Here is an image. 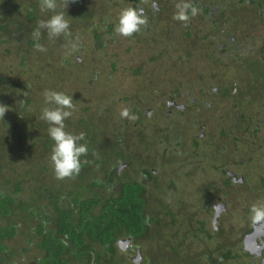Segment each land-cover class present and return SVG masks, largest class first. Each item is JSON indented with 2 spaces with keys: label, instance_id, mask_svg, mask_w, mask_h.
<instances>
[{
  "label": "trees",
  "instance_id": "obj_1",
  "mask_svg": "<svg viewBox=\"0 0 264 264\" xmlns=\"http://www.w3.org/2000/svg\"><path fill=\"white\" fill-rule=\"evenodd\" d=\"M127 1L132 3L130 7L136 9L144 21L150 15V21L156 25L147 27V30H152L151 35L157 31L158 24L165 21L168 33L178 26L182 27V33L185 32L184 39L189 42L188 45L187 42L184 43L187 50L191 45L196 47V31L189 32V26L185 22L182 25L168 17L165 18L167 10L160 6V3H155L156 0L153 2L123 0L122 2L126 4ZM39 3L40 0H0V45L14 44L5 48V53L10 56L19 55L20 64L25 62L30 50H36L40 60H44V57L51 60V53L56 50L61 52L72 45L81 27L92 29L94 40L97 41L99 35L97 30L92 28L94 24L96 27L95 20L99 18L100 13L108 11V5L113 3V8L118 2L117 0H56V11L65 12V18L69 22L68 34L49 37L47 31L40 28V36L37 40L33 37V31L39 28L37 21L47 19L52 14L51 10L41 11ZM150 3L154 6L149 7ZM99 4L100 9L96 7ZM237 4L244 7L241 12L242 17H246L251 12L255 19L261 18L259 16L264 7V0H237ZM230 11L233 15L238 13V10ZM188 17H191L190 13ZM144 24L145 22L137 31L124 37L131 42L139 33H144ZM112 26L113 24H110L107 28L111 29ZM169 38L168 36L167 40ZM37 42L47 52L44 57L42 51L36 48ZM259 51L264 52V47ZM181 53L178 59L182 58ZM165 55L166 53L163 52L150 56L147 65L161 62V58ZM184 60L189 61L187 58ZM63 62L68 68L70 63H78L71 58L64 59ZM256 65L262 67L264 64L259 62ZM238 66L242 69L240 64ZM139 69L134 70L135 73H138ZM211 71L213 70H207L208 74L198 75L199 80L201 82L206 78L207 81L213 80L216 74ZM55 73L59 76L54 75V72L49 73L51 76L47 82L50 89L52 83L54 84L52 90L59 88L58 82L67 78L64 77L65 71L55 70ZM184 78L186 80L177 82V88H174L177 93L190 92L191 82L186 74ZM3 79L5 77L0 75V85L4 82ZM41 89L43 90V87ZM175 96L179 97L178 94ZM130 98L131 96H127L124 99L127 102ZM92 99H95L94 96ZM173 99L168 98V100ZM95 101L98 102L97 99ZM134 103L136 102L132 105L136 107L131 110L137 116L136 123L140 124L141 116L145 115ZM32 104L30 98L23 100L21 109L6 114L1 122L2 127L9 131V135L0 137V264H17L16 259L20 257H23L22 264L238 263L237 250L242 234L235 238L228 225L225 227L220 224L215 229L211 225L207 226L208 223L203 220H199L197 216L204 209L202 201L196 198V202H199L196 211L190 210L193 206L184 202L180 194L181 187L176 180L171 179L167 185H163L159 180L157 185V178L162 179L166 165L164 151L157 155L153 154L151 161L146 160L140 164L134 175L142 181L134 179L136 177L128 179L116 174L117 169H115L117 160L128 165L132 163L125 158L123 149H120L121 146L126 147V137H123V134L113 135L111 141L105 140L103 144L98 145L95 133L98 129L92 127L91 134L85 135L83 140L78 141L87 146L86 153L79 158L80 171L71 176L57 178L50 161L53 141L47 134L48 124L40 119L39 112L35 113L37 114L35 122L39 124L36 126L32 119L35 117ZM84 110L88 112L89 107L86 106ZM183 113L178 111L179 117H183ZM165 116L167 117V114ZM174 122L175 125L170 122L173 125L168 128L169 132H166L164 140L170 142L167 137H171L174 141L170 145L174 144L173 147H178L177 152L180 154L188 152L184 150L187 146L199 147V143L193 138L192 144H188L184 137L185 131L183 129L177 131L178 120ZM76 123L87 124L82 118L77 119ZM65 124L68 125L69 121H65ZM120 124H123L121 120ZM29 128H38L40 135L30 146H25L22 145V141ZM29 140L33 139L29 138ZM27 150H29L28 156ZM11 154L15 155L16 160L11 163L3 162L7 159L5 155ZM24 154L26 156H23ZM5 165L8 166L7 170L10 174L4 173ZM10 165H17L21 169L20 174ZM189 174L190 170L187 177ZM164 187L167 190H164ZM171 190L175 191L176 195L170 196L168 200L166 192ZM200 196L202 197L201 194ZM232 200L230 199V202ZM250 206L249 202L242 207L248 216H250ZM118 240H128L126 250L118 248ZM143 242L148 244L144 248L141 246ZM137 251L140 252L141 262L133 263L127 253L133 254Z\"/></svg>",
  "mask_w": 264,
  "mask_h": 264
},
{
  "label": "rangeland",
  "instance_id": "obj_2",
  "mask_svg": "<svg viewBox=\"0 0 264 264\" xmlns=\"http://www.w3.org/2000/svg\"><path fill=\"white\" fill-rule=\"evenodd\" d=\"M122 1L117 0L119 4L115 3L113 8V3L108 5V11L100 13L99 18L95 20L96 27L94 24L92 28H95L99 35L97 41L94 40L91 32L92 29L81 27L78 37L72 42L76 47L73 48L72 45H69L61 50V52H59L60 50H56V52L51 53V60H47V57H44L47 55V52L44 50L42 51L44 60L39 59L36 50H30L26 55L25 62L20 64L19 55L10 56L5 53V48L14 46V44L0 45V75L5 77L3 79L4 82L0 85V137L9 135V131L1 125L2 118L10 112H18L21 109L20 106L23 104V100L27 98H30L33 103L31 106L35 111L33 113L38 114L43 105L42 93L44 89H50L47 86V82L51 76L49 73L53 74L54 72V75H57L55 70L65 71L66 73L64 74L66 75L64 77H67L66 80L58 82L59 88L54 89L73 96L74 108L71 109V116L65 119V121H69L68 125L65 124V130L73 134L82 132L85 137V135L89 136L91 134L92 127L97 128L98 130L95 133L97 134L98 145L103 144L105 140L111 141L113 135L123 134V137H126V147L128 148L121 146L120 149H123L125 158L132 163L128 165L127 163H122L120 160L114 163L116 164L115 169L119 167V174L128 179L136 177L134 174H136L141 163H144L146 160L151 161L153 154L157 155L164 151L166 165L162 173V179L157 178V185H159V180L163 185H167L171 179L173 181L176 180L179 183L178 186L181 187L180 194L184 202L188 205L191 204L193 208L191 209L190 207V210L194 212L196 211V205L199 204V202H196L197 188L201 187L204 183L219 182V178L221 177V174L217 170H212L213 163L211 160L206 159V165L203 158L201 159L202 156L205 157L213 150L211 147L206 149L204 144L201 143L202 138L199 137V128L203 123L211 119L217 121L218 126H221L219 123L224 125L225 119H219V116L224 114V112L223 109L219 108L205 109L203 101L214 99V96L210 93L214 85L222 84L224 87L237 82V89L240 88L239 91H247L245 83L248 81L245 80L244 82L243 79L238 77L235 79V70H243V65L247 67L252 62L264 64V52L259 51L260 48L264 47V7L259 16L261 18L255 19L251 12L246 17H242L241 12L244 7L237 4V0H202L204 3L211 5L210 8H216L218 12H223V18L227 19L226 14H229L232 19L229 21L230 23L234 24V20L237 19V25H232L235 26V31H232V34L225 29L224 37L222 34L215 32L216 36L221 35L220 37L222 38L215 37L213 39L207 37L208 34L213 33L212 31L207 32L203 27L193 28L197 33L196 40H198V43L195 48L191 45L189 50H187L184 43L188 41H184L181 26L168 33L167 23L163 21L156 27L157 31L151 35L152 30H147V27H155L156 25L150 21V15L145 18L143 26L146 30H144V33H139L131 42L124 35L115 32L114 25L120 9L132 5L128 1L126 4H123ZM175 1L181 2V0H156L155 3L158 2L160 6L166 8L167 13L164 16L165 18L168 17L182 25L185 22L189 26L187 19L181 20L176 18L178 10ZM151 6H154L153 3L149 4V7ZM96 7L98 9L101 8L100 4ZM230 10L234 12L238 10V13L233 15V12ZM106 17H110L111 19ZM110 24H113V26L111 29H108L107 26ZM167 35L170 37L168 40ZM231 37H235V44L230 41ZM223 40L226 41L224 45ZM229 41L230 43L227 44ZM204 47L205 49H203ZM249 47L251 49H248ZM183 48L185 51H183ZM163 52L167 56L165 55V57L161 58V62H155L150 66L147 65L150 56ZM180 53L182 58L178 59ZM187 54L193 57L189 61L184 60L188 57ZM201 57L204 60L206 58V61L202 62ZM208 57L209 59H207ZM68 58L81 65L70 63V68H68L63 62L64 59L67 60ZM207 60H212L213 62L208 61L210 62L208 64ZM238 64L242 66V69ZM138 68H140V71L135 73L134 70ZM207 70H213L211 72H214L216 76L213 80L207 81L206 78L205 81L202 80L201 82L198 75L208 74ZM185 74L191 82L190 92L186 94L177 93L174 88H177V82H184L186 80L184 78ZM41 87H43V90ZM53 88L54 84L52 83L51 89ZM176 94L179 97H176ZM92 96L98 102L92 99ZM127 96H131V98L126 102L124 98ZM169 97L174 98L173 100L177 104H185L190 107V111H188V115L191 116L190 119L188 115L186 117H178V119L174 115L165 116L167 114L166 103L169 102ZM133 102H136L134 104H137L145 115L141 116L140 124L136 123L137 116L131 110L133 107H136V105H132ZM221 102L223 105H226L225 101L221 100ZM86 106L89 107L88 112L84 110ZM124 109L128 110L129 116H134L135 118L121 116V111ZM240 111L244 113L248 112L250 115L253 113L257 114V118L262 121L260 125H263L264 110L261 109L260 102L250 103L248 99L240 98L237 102V112ZM37 114L32 118L33 122L37 120ZM202 114H204V117ZM79 118L84 119L87 124L78 125L76 120ZM120 120L123 124H120ZM175 120H178L177 131L181 129L185 131L184 137L187 143L190 144L193 138L198 141L199 147L187 146L184 150H188V152L180 154L177 152L178 147H173L174 144L170 145L174 141L171 137H167L170 139V142L164 140L166 132H169L168 128L173 124L175 125ZM170 122L173 124H170ZM36 126H39V124L36 123ZM215 131L217 132V130ZM242 134V132L239 133V137L242 140L240 142V149L247 150L250 152L249 155H253L254 166L256 165V151L253 150V152L246 145L249 142H254V139L250 134H244V136ZM39 135L40 131L38 128H29L26 137L22 141V145L30 146L33 141L39 138ZM29 138L33 140H29ZM229 148L228 150L231 151L232 146H229ZM28 153L29 150H27V156ZM150 154L151 156L149 157ZM258 154H260L261 159L260 167L264 169V155L260 152ZM14 156L13 154L9 156L5 155L7 159L3 162L11 163L15 161L16 158ZM23 156H26V154ZM123 164L127 165L123 166ZM10 166L20 174L21 169L17 165ZM7 167L6 165L3 167L4 173L10 174ZM188 170H190V174L187 177ZM159 174H161V171ZM134 179L142 181L138 177ZM154 186L152 187L155 188ZM151 190L156 191L157 189ZM164 190L167 189L164 187ZM166 194L169 197L168 200H170V196H173L175 191H167ZM217 196L219 195L211 197L209 201L214 200L211 202H216ZM211 202L201 204L205 207L207 205L210 206ZM233 203L232 201L231 204H227V208H224L225 212L223 209H220L215 214L217 216L222 213L219 218L213 216L211 210H209L210 214H208L205 208L201 209L202 212L197 217L199 220L208 223L207 226L211 225L215 229L220 224H223L225 227L228 225L234 237L237 238L242 234H240V231L243 232L246 226L242 221L245 213L243 208L238 207L237 209H233V207L237 206L233 205ZM221 206L223 207L224 204ZM239 206L244 207V203H241ZM179 229L181 230V228ZM147 245L146 242L141 243L143 248ZM237 256V264H251L253 262L250 261L251 258L245 254V251L240 250V248L237 250ZM16 261L22 264L23 257L17 258Z\"/></svg>",
  "mask_w": 264,
  "mask_h": 264
},
{
  "label": "flooded vegetation",
  "instance_id": "obj_3",
  "mask_svg": "<svg viewBox=\"0 0 264 264\" xmlns=\"http://www.w3.org/2000/svg\"><path fill=\"white\" fill-rule=\"evenodd\" d=\"M203 1L191 0V3L198 8V12L196 15H191V17H188L187 19L189 22V27L191 26V28H189V32H193V28L203 27L207 32H213L212 34L207 35V37H210L211 39L215 37L222 38L220 37L221 35L216 36L214 34L215 32L217 34H222L224 37L225 29L230 34H232L231 32L235 31V26L232 25H237V19L234 20V24L230 23L229 21L232 19L229 14H226L227 19L223 18V12H218L216 8H210L211 5H208ZM205 10H208L207 13H202ZM184 33L185 32H183V36ZM185 40L186 39H184V41ZM230 41L235 44V37H231ZM230 41L227 44H229ZM224 42L226 41L223 40V45ZM203 49H205V47ZM248 49L251 48L249 47ZM186 58L191 59L193 57L191 55ZM207 59H209V57ZM201 61L205 62L206 58L204 60L201 57ZM208 61L212 60H207V62ZM208 64H210V62H208ZM251 64L247 67L243 65V70H235V79L238 77L243 79L244 82L245 78L248 79V82L245 83L247 86V91H239L240 88L237 89V82L224 87L220 83L221 85H214V87L211 88L210 93L212 96H214V99L205 100V102L203 101V106L205 109H223L224 114L220 115L219 119H225L224 125L219 123L221 126H218V122L211 119L210 121L203 123L199 128V137L202 138L201 143L204 144L206 149L211 147L213 150L205 157L202 156L201 159L203 158V161H205L206 165V159L211 160L213 163L212 170H217V172L221 174V177L219 178V182L216 181L213 183H204L201 187H198L196 190V194H198L196 196L197 199L202 201V203H210L211 201H214H209L211 197L219 195L217 196L216 202H211L210 206L207 205L204 207L206 212L209 214V210H211L212 215L216 218H219V216L222 214L220 213L217 216L215 215L220 211V209H223L225 212L224 208H227V204H231L230 199H233L232 201L237 203H233V205H237L236 207H233V209H237L238 207L242 208L239 206L241 203H244L245 206L248 205L249 202L250 205H252V203L254 204L258 202L264 203V169L260 167L261 159L259 156L260 154H258V152H260L262 155H264V121L263 125H260L262 124V121L257 118V114L253 113L250 115L248 112H237V102L240 98L248 99L250 103L260 102L261 109L264 110V65L259 67L255 62H252ZM220 99L225 101L226 105H223ZM170 101L174 102V100H169V102L166 103L167 116L174 115L175 117H179L178 111L184 112L183 116L185 117L188 115V111H190V107L188 105L177 104ZM188 116L190 119L191 116ZM202 116L204 117V114H202ZM260 126L262 127L260 128ZM215 130H217V132ZM240 132L243 133L242 136H244V134H250L254 139V142H249L246 144L248 148L252 149V151H256V165L254 166L253 155H249L250 152L247 150L245 151L240 149V142H242L239 137ZM229 146H232L231 151L228 150L230 149ZM124 165L127 164H123V166ZM116 169V174H119V167ZM219 202L224 204V206L222 207V204ZM245 212L246 210H244V213ZM249 215L250 216L245 213L244 218H242V221L246 224V226L243 232L240 231V234L242 233V235L239 241V248L240 250L245 251V254L251 258L250 261H253L251 264H264V218L259 221H253L251 214ZM122 241L123 240L117 241V245L119 246L118 248L120 250H126V244ZM128 251L130 252L131 249L129 248ZM127 256L133 263L141 262L139 251L133 254L127 253ZM17 264L19 263L17 262Z\"/></svg>",
  "mask_w": 264,
  "mask_h": 264
},
{
  "label": "clouds",
  "instance_id": "obj_4",
  "mask_svg": "<svg viewBox=\"0 0 264 264\" xmlns=\"http://www.w3.org/2000/svg\"><path fill=\"white\" fill-rule=\"evenodd\" d=\"M41 11L51 10L52 14L47 19L37 21L39 28L33 31V37L38 40L40 36V28L47 31L49 37L58 36L62 33L68 34L69 22L65 18V12L56 11V0H40ZM176 18L186 20L188 13L196 15L198 8L195 7L191 0H181L176 5ZM144 19L138 14L137 10L132 7L120 9L117 21L114 25V31L124 36L131 35L139 29L144 23ZM75 48L76 45L72 44ZM36 48L43 51L44 48L38 42ZM43 105L40 110V119L47 122V134L53 141L50 151V161L53 172L57 178L71 176L80 171V157L87 151L86 144L78 143L84 139V133L73 134L65 130V119L70 117L74 108L73 96L62 91L52 89H44ZM121 116L134 119L129 116L127 109L121 111ZM250 214L253 221H259L264 218V203L258 202L250 206ZM125 241V240H123ZM126 245L128 244L125 243Z\"/></svg>",
  "mask_w": 264,
  "mask_h": 264
},
{
  "label": "water",
  "instance_id": "obj_5",
  "mask_svg": "<svg viewBox=\"0 0 264 264\" xmlns=\"http://www.w3.org/2000/svg\"><path fill=\"white\" fill-rule=\"evenodd\" d=\"M123 243H127L128 242V240H125V241H122ZM121 246V245H120Z\"/></svg>",
  "mask_w": 264,
  "mask_h": 264
}]
</instances>
